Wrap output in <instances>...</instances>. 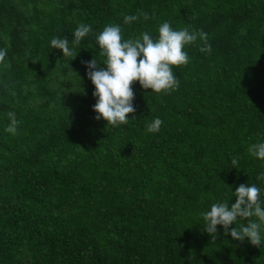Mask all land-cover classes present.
<instances>
[{"label":"trees","instance_id":"obj_1","mask_svg":"<svg viewBox=\"0 0 264 264\" xmlns=\"http://www.w3.org/2000/svg\"><path fill=\"white\" fill-rule=\"evenodd\" d=\"M164 22L202 30L211 53L186 45L169 94L135 82L129 123L94 119L82 61L102 64L96 36L116 24L122 39L155 37ZM81 23L92 32L73 47ZM0 49V264H264V246L221 226L213 243L201 215L240 184L264 192L247 151L264 142V0H0Z\"/></svg>","mask_w":264,"mask_h":264},{"label":"clouds","instance_id":"obj_2","mask_svg":"<svg viewBox=\"0 0 264 264\" xmlns=\"http://www.w3.org/2000/svg\"><path fill=\"white\" fill-rule=\"evenodd\" d=\"M139 15H143L144 19L149 18L146 13ZM139 15H125L124 23L130 24L138 20ZM91 32V25L81 23L73 33V47L78 46ZM197 39L205 43L200 51L211 53V45L206 43L207 34L202 30H174L168 22H164L159 26L155 37L148 32H141L135 39H122L121 26L107 25L96 36L100 49L98 55L103 58L102 64H98L93 58L82 61L87 69L85 75L94 86V119L106 121L107 127H119L135 119V94L132 87L135 82L139 83L142 90H151L150 92L157 94L175 91L179 87V80L173 66L189 63L190 58L183 49L186 45L194 44ZM51 47L61 51L64 57H71V60L78 54L70 49L67 38H52ZM5 56L6 50L0 49V62L4 61ZM129 114H132L131 119L128 118ZM7 117L9 124L5 132L15 135L19 123L15 112L7 113ZM162 123L161 119L155 118L146 126V131L158 132ZM247 151L250 156L264 161V142L252 143ZM237 162V158L231 159L233 166ZM257 179L264 180V172ZM231 194L235 197V203H213L210 210L201 213L204 231L214 243L218 237L217 226H221L223 235L261 248L264 246V192L255 183H243ZM232 225L234 227L230 229Z\"/></svg>","mask_w":264,"mask_h":264}]
</instances>
